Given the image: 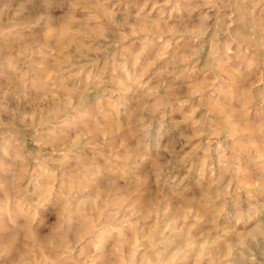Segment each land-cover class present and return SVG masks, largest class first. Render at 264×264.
I'll return each instance as SVG.
<instances>
[{
	"label": "clouds",
	"instance_id": "clouds-1",
	"mask_svg": "<svg viewBox=\"0 0 264 264\" xmlns=\"http://www.w3.org/2000/svg\"><path fill=\"white\" fill-rule=\"evenodd\" d=\"M0 264H264V0H0Z\"/></svg>",
	"mask_w": 264,
	"mask_h": 264
}]
</instances>
